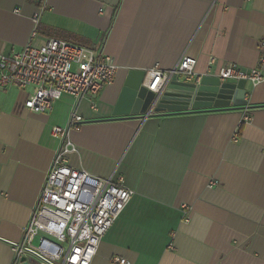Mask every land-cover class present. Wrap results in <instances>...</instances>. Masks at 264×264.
Wrapping results in <instances>:
<instances>
[{
    "label": "crops",
    "instance_id": "obj_1",
    "mask_svg": "<svg viewBox=\"0 0 264 264\" xmlns=\"http://www.w3.org/2000/svg\"><path fill=\"white\" fill-rule=\"evenodd\" d=\"M48 37L101 46L117 69L97 94L63 93L46 112L23 107L29 88L0 87V264H17L59 145L51 129L73 109L83 122L68 165L134 192L90 264H264V79L246 81L241 106L113 114L129 70L191 56L195 78L227 64L264 73V0H0V53Z\"/></svg>",
    "mask_w": 264,
    "mask_h": 264
},
{
    "label": "built area",
    "instance_id": "obj_2",
    "mask_svg": "<svg viewBox=\"0 0 264 264\" xmlns=\"http://www.w3.org/2000/svg\"><path fill=\"white\" fill-rule=\"evenodd\" d=\"M259 47V61L264 62V37ZM195 63L194 57L183 56L171 69L154 65L145 71L143 84L158 93L173 75L187 81L199 79L195 78ZM116 69L117 65L101 46L48 37L40 45L28 43L18 51L0 53V87L29 88L23 107L32 112H46L63 93L73 95L76 100L86 94H97L114 78ZM217 76L221 81L244 79L253 84L264 79L260 68L246 71L234 64L220 68ZM248 118L246 115L245 119ZM81 122L83 118L73 109L66 125H55L51 129L59 145L23 229L22 240L13 247L17 261L31 249L44 262L90 264L101 238L134 193L123 185L121 176L116 180L101 179L83 168L68 165L67 154L77 149L70 131L78 129ZM181 208L187 210L186 205ZM35 238L37 243H34ZM113 260L120 264L125 262L120 257Z\"/></svg>",
    "mask_w": 264,
    "mask_h": 264
},
{
    "label": "water",
    "instance_id": "obj_3",
    "mask_svg": "<svg viewBox=\"0 0 264 264\" xmlns=\"http://www.w3.org/2000/svg\"><path fill=\"white\" fill-rule=\"evenodd\" d=\"M144 76L143 70L128 71L113 114L128 113L123 110V105L126 103L132 104L130 113L141 114V117L149 115V110L171 112L230 104L241 106L247 103L244 99L246 93L244 79L237 82L221 81L217 75L204 74L199 79L187 81L173 75L158 93H153L143 84ZM28 252L41 261L30 260L23 254L19 257L17 264H52L48 260L44 262L31 249Z\"/></svg>",
    "mask_w": 264,
    "mask_h": 264
},
{
    "label": "trees",
    "instance_id": "obj_4",
    "mask_svg": "<svg viewBox=\"0 0 264 264\" xmlns=\"http://www.w3.org/2000/svg\"><path fill=\"white\" fill-rule=\"evenodd\" d=\"M202 110H206V109H193L191 111H202ZM171 112H175V113H181V112H186V111H171Z\"/></svg>",
    "mask_w": 264,
    "mask_h": 264
},
{
    "label": "rangeland",
    "instance_id": "obj_5",
    "mask_svg": "<svg viewBox=\"0 0 264 264\" xmlns=\"http://www.w3.org/2000/svg\"><path fill=\"white\" fill-rule=\"evenodd\" d=\"M75 70V68H73ZM58 262V261H57ZM59 263V262H58Z\"/></svg>",
    "mask_w": 264,
    "mask_h": 264
}]
</instances>
